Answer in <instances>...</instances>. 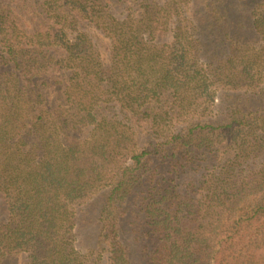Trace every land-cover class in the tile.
<instances>
[{
    "label": "trees",
    "instance_id": "trees-1",
    "mask_svg": "<svg viewBox=\"0 0 264 264\" xmlns=\"http://www.w3.org/2000/svg\"><path fill=\"white\" fill-rule=\"evenodd\" d=\"M264 264V0H0V264Z\"/></svg>",
    "mask_w": 264,
    "mask_h": 264
},
{
    "label": "rangeland",
    "instance_id": "rangeland-1",
    "mask_svg": "<svg viewBox=\"0 0 264 264\" xmlns=\"http://www.w3.org/2000/svg\"><path fill=\"white\" fill-rule=\"evenodd\" d=\"M5 264H26V258L23 255L14 256L7 260Z\"/></svg>",
    "mask_w": 264,
    "mask_h": 264
}]
</instances>
